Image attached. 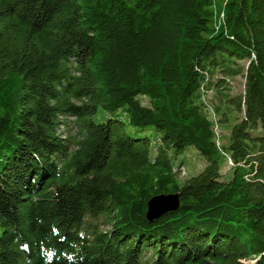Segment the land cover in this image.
<instances>
[{
  "label": "trees",
  "instance_id": "trees-1",
  "mask_svg": "<svg viewBox=\"0 0 264 264\" xmlns=\"http://www.w3.org/2000/svg\"><path fill=\"white\" fill-rule=\"evenodd\" d=\"M0 264H264V0H0Z\"/></svg>",
  "mask_w": 264,
  "mask_h": 264
},
{
  "label": "rangeland",
  "instance_id": "rangeland-1",
  "mask_svg": "<svg viewBox=\"0 0 264 264\" xmlns=\"http://www.w3.org/2000/svg\"><path fill=\"white\" fill-rule=\"evenodd\" d=\"M242 83H243V79L239 75L230 78V81H229L230 93L235 95V94H238L239 92H241V90L243 88ZM212 99L214 102H217V96L215 93H212ZM110 116L121 117V119L126 123V130L129 133L134 134V131L137 128L128 123V118L121 108L110 110V109H104L102 107H99L98 110L92 116V118L95 122H101ZM66 131L67 130H64V132H66ZM71 131H74V130H71ZM222 131H223V129H222ZM135 135L136 136L137 135L148 136L151 140V145L153 147L158 134H157V131L153 127L149 126L147 128H144V130L135 133ZM179 158L180 159L183 158V160L185 162V164H183V166L185 168V172H183V171L180 172V174H179L180 179L187 178L189 176L197 174L199 171H201L203 169V167L205 165L204 157L202 155L198 154L193 148L189 149L186 153L185 152L181 153L179 155Z\"/></svg>",
  "mask_w": 264,
  "mask_h": 264
},
{
  "label": "water",
  "instance_id": "water-1",
  "mask_svg": "<svg viewBox=\"0 0 264 264\" xmlns=\"http://www.w3.org/2000/svg\"><path fill=\"white\" fill-rule=\"evenodd\" d=\"M179 206V194L167 193L152 196L147 202L146 217L151 220L166 211H172Z\"/></svg>",
  "mask_w": 264,
  "mask_h": 264
}]
</instances>
